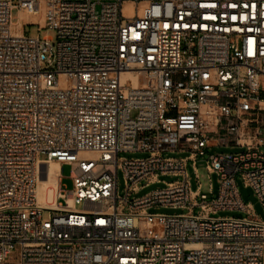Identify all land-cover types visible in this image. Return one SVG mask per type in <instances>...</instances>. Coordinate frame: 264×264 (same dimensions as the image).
<instances>
[{"label":"built area","instance_id":"1","mask_svg":"<svg viewBox=\"0 0 264 264\" xmlns=\"http://www.w3.org/2000/svg\"><path fill=\"white\" fill-rule=\"evenodd\" d=\"M216 147L243 152L207 157ZM51 163L53 208L37 193ZM161 176L183 180L130 202ZM237 177L264 207V0H0V264H264ZM159 206L188 213H148Z\"/></svg>","mask_w":264,"mask_h":264},{"label":"rangeland","instance_id":"2","mask_svg":"<svg viewBox=\"0 0 264 264\" xmlns=\"http://www.w3.org/2000/svg\"><path fill=\"white\" fill-rule=\"evenodd\" d=\"M127 14L130 15L131 13L129 10H126ZM12 21L14 24H17L19 22V14L18 11L15 10L12 12ZM26 33L30 35H37L39 34L40 37H54L55 38V32L49 31V30H43L40 33H38V27H27ZM63 80H60L61 87L63 86ZM243 150L235 149V148H212L207 151V157L211 155H234L236 153H241ZM191 154L190 153H167L164 155L165 158H187ZM150 155L148 153H133V152H125L120 153L119 157L121 159L125 160H136V159H147ZM206 159L201 160L198 159V162L196 163V169L198 171L199 175V183L202 185V192L201 194L207 195L208 201L210 202L213 199H216L219 195V188L220 185L218 183V177L216 174L209 175L206 171ZM72 168L70 166H63L61 168V174L66 179L63 180V187L66 190H71L73 188V183L71 180L68 179V177L71 175ZM186 172L189 179V182L191 184L192 191H197L198 184L197 179L195 176V170L193 167V163L190 161L186 165ZM159 182L147 184L146 182H143L140 184V187H142L141 190L138 192L132 193L130 195V202H133L138 199H142L146 197L148 194L153 193L155 191L164 190L167 188L168 184L174 183L176 181H182V177H172V176H161L158 178ZM210 185H212L213 188V194L209 193ZM236 185L238 189L239 196L242 200V203L245 206H251L253 209L254 214L257 216L258 219L264 221V207L262 206L260 200L255 195V192L253 189L249 187H245L243 184V181L240 179V177L236 178ZM125 179L124 175L121 171L118 172V195L119 197L123 198L125 197ZM201 212V208L198 207L194 210L195 215H199ZM148 213L150 214H163L167 216H175V215H182L187 214V209H173V208H165V207H152L148 210ZM220 217L222 218H235V219H244L248 217L246 212L243 211H221L219 213ZM49 218V213L44 212L43 214V220L46 221ZM8 264H18V253L14 252L9 260Z\"/></svg>","mask_w":264,"mask_h":264},{"label":"bare ground","instance_id":"3","mask_svg":"<svg viewBox=\"0 0 264 264\" xmlns=\"http://www.w3.org/2000/svg\"><path fill=\"white\" fill-rule=\"evenodd\" d=\"M34 21L36 18H32ZM134 82L137 83L138 79L135 78ZM60 166L56 163L50 164V177L49 179H40L39 187L37 190L38 199L42 206L53 208L55 204V199L52 196V191L56 188L57 179L56 177L59 175Z\"/></svg>","mask_w":264,"mask_h":264}]
</instances>
